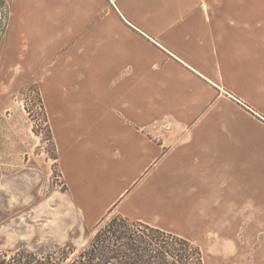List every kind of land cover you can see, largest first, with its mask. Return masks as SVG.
Returning <instances> with one entry per match:
<instances>
[{"label": "crops", "instance_id": "1", "mask_svg": "<svg viewBox=\"0 0 264 264\" xmlns=\"http://www.w3.org/2000/svg\"><path fill=\"white\" fill-rule=\"evenodd\" d=\"M17 1L47 11L38 25L34 17V54L56 58V120L54 79L86 82V113L60 123L88 129L75 151L80 171H91L97 143L104 191L79 198L97 208L94 221L150 172L165 205L215 209V220L264 193V0Z\"/></svg>", "mask_w": 264, "mask_h": 264}, {"label": "rangeland", "instance_id": "2", "mask_svg": "<svg viewBox=\"0 0 264 264\" xmlns=\"http://www.w3.org/2000/svg\"><path fill=\"white\" fill-rule=\"evenodd\" d=\"M25 10L17 0H0V259L25 250L34 263L71 264L121 213L191 239L202 248L205 264H264V193L250 191L247 209H227V218L215 220V209L165 205L160 174L150 172L136 177L131 194L94 221L97 208L81 207L79 198L104 191L97 143L89 154L91 171H80L75 151L82 149V133L88 129L62 125L86 113L81 106L86 82L53 76L64 115L56 120L48 102L56 58L50 62L34 54L39 41L33 35L40 32L34 17L38 25L47 11ZM110 192L115 195V188Z\"/></svg>", "mask_w": 264, "mask_h": 264}, {"label": "trees", "instance_id": "3", "mask_svg": "<svg viewBox=\"0 0 264 264\" xmlns=\"http://www.w3.org/2000/svg\"><path fill=\"white\" fill-rule=\"evenodd\" d=\"M25 250L0 264H44ZM71 264H205L202 248L191 239L121 214L97 231Z\"/></svg>", "mask_w": 264, "mask_h": 264}]
</instances>
